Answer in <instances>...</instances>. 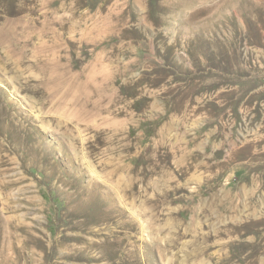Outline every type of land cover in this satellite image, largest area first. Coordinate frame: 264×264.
Segmentation results:
<instances>
[{
	"label": "rangeland",
	"instance_id": "374dc122",
	"mask_svg": "<svg viewBox=\"0 0 264 264\" xmlns=\"http://www.w3.org/2000/svg\"><path fill=\"white\" fill-rule=\"evenodd\" d=\"M0 264H264V0H0Z\"/></svg>",
	"mask_w": 264,
	"mask_h": 264
}]
</instances>
